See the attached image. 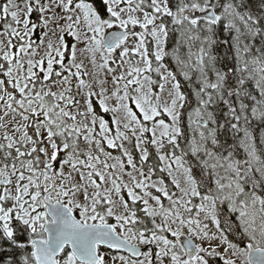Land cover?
<instances>
[{
  "label": "snow or ice",
  "instance_id": "obj_1",
  "mask_svg": "<svg viewBox=\"0 0 264 264\" xmlns=\"http://www.w3.org/2000/svg\"><path fill=\"white\" fill-rule=\"evenodd\" d=\"M0 264H264V0H0Z\"/></svg>",
  "mask_w": 264,
  "mask_h": 264
}]
</instances>
